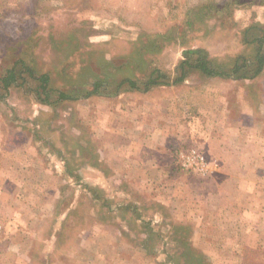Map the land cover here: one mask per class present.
Listing matches in <instances>:
<instances>
[{
	"label": "rangeland",
	"instance_id": "1",
	"mask_svg": "<svg viewBox=\"0 0 264 264\" xmlns=\"http://www.w3.org/2000/svg\"><path fill=\"white\" fill-rule=\"evenodd\" d=\"M263 33L264 0H0V76L73 97L0 89V264H264V71L173 81L189 50L248 73Z\"/></svg>",
	"mask_w": 264,
	"mask_h": 264
},
{
	"label": "trees",
	"instance_id": "2",
	"mask_svg": "<svg viewBox=\"0 0 264 264\" xmlns=\"http://www.w3.org/2000/svg\"><path fill=\"white\" fill-rule=\"evenodd\" d=\"M264 34V33H263ZM253 43L257 45L256 53L254 55V62L251 66V69L248 73L242 72L241 75H238L240 65L236 62H234L233 66L230 69L227 70H222V69H217L215 66L212 64V61L207 58L205 54H202L200 50H189L187 52V57L183 60L180 61L179 63V74L174 77V82H182L185 79V68H193L197 69L200 73L203 75H208V76H214V75H220V76H234V77H252L257 74H259L263 67H264V53L262 52V45L264 44V35L253 39ZM21 65L19 67L17 66H11L8 68L2 76H0V89L7 91L9 87L17 83V81H21L23 83L26 79L28 80H33L36 83V94L38 99L41 102H57V101H63L66 99H73L72 95L69 94L68 91H58L57 97L53 98L52 100L51 94L54 92L53 88L50 86V74L49 72H41L38 73L35 69L32 67L26 65L24 61H20ZM158 71L156 70L155 73ZM159 76L162 77L161 75H158V73L155 75V77H152L151 75L143 82V89H148L152 86H157L163 83L167 82H159ZM104 78L102 79L100 76H96L95 80L91 82L92 88L88 91L82 92V95H90L92 93H96L99 88H101L102 85H104ZM114 83V89L112 90L114 93L118 92L121 88V86L128 84L131 87H138L135 80L130 78L129 76H123L120 79L112 80ZM84 82H82L83 84ZM178 228H182L185 230L186 226L188 225H175ZM189 227V226H188ZM184 238H178V242L183 245L184 250H181V254L186 253L187 258L189 257L190 259L197 256L194 254L195 249L192 248L190 243L185 240ZM180 257H183L181 255Z\"/></svg>",
	"mask_w": 264,
	"mask_h": 264
},
{
	"label": "built area",
	"instance_id": "3",
	"mask_svg": "<svg viewBox=\"0 0 264 264\" xmlns=\"http://www.w3.org/2000/svg\"><path fill=\"white\" fill-rule=\"evenodd\" d=\"M178 163L182 168L192 170L195 173L205 174L207 170L206 158L197 149L190 148L178 155Z\"/></svg>",
	"mask_w": 264,
	"mask_h": 264
},
{
	"label": "crops",
	"instance_id": "4",
	"mask_svg": "<svg viewBox=\"0 0 264 264\" xmlns=\"http://www.w3.org/2000/svg\"><path fill=\"white\" fill-rule=\"evenodd\" d=\"M262 48H263V45H262ZM263 52V51H262ZM264 53V52H263ZM264 71V67H263V69H262V71L259 73V74H257V75H255V76H252V77H246L248 80H251V81H253V80H255L256 78H258L259 76H260V74L262 73ZM236 79H243L242 77H236ZM242 94V93H241ZM260 105V104H259ZM258 105V106H259ZM234 106H235V104H234ZM253 107L255 108V105H253ZM256 110H258V109H256ZM250 113V112H249ZM250 116H252V117H254L251 113H250ZM240 122V123H239ZM235 123H236V125H237V127H239V125L240 124H242V121L239 119V121H237L236 122V120H235ZM226 129H229L228 128V126L226 125ZM237 129H239V128H237ZM219 148H224V146H218ZM216 161H212V162H210V160H209V170H210V165H211V163H215ZM211 171V170H210Z\"/></svg>",
	"mask_w": 264,
	"mask_h": 264
}]
</instances>
